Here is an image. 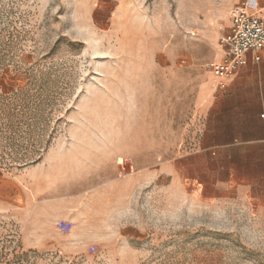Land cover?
I'll return each mask as SVG.
<instances>
[{
  "label": "rangeland",
  "instance_id": "374dc122",
  "mask_svg": "<svg viewBox=\"0 0 264 264\" xmlns=\"http://www.w3.org/2000/svg\"><path fill=\"white\" fill-rule=\"evenodd\" d=\"M238 1L130 0L117 21L104 0L99 31L116 32L104 42L83 0H0V168L54 153L73 205L66 234L41 249L0 212V264H264V185L204 202L163 170L194 147L202 86L218 84L208 64Z\"/></svg>",
  "mask_w": 264,
  "mask_h": 264
},
{
  "label": "crops",
  "instance_id": "0c3cea01",
  "mask_svg": "<svg viewBox=\"0 0 264 264\" xmlns=\"http://www.w3.org/2000/svg\"><path fill=\"white\" fill-rule=\"evenodd\" d=\"M103 2L83 0V23L109 42L107 37L116 32L99 31L96 18V12L104 10ZM133 10L130 0H116L117 21ZM81 38L89 40L87 34ZM220 48L221 54L215 60L222 55ZM153 54L155 57L156 52ZM218 87L210 81L202 86L192 123L194 147L163 164V170L172 173L174 180L190 179L196 197L204 202L245 197L252 185H264V51L261 60L251 58L229 77L227 87ZM58 168L60 162L54 153L13 175L0 168V212L18 218L26 248L54 244L56 229L66 234L65 223L73 205L68 194L59 195L57 191ZM221 168L226 169L225 176L220 175Z\"/></svg>",
  "mask_w": 264,
  "mask_h": 264
},
{
  "label": "built area",
  "instance_id": "2783aa9c",
  "mask_svg": "<svg viewBox=\"0 0 264 264\" xmlns=\"http://www.w3.org/2000/svg\"><path fill=\"white\" fill-rule=\"evenodd\" d=\"M254 0H240L230 10V25L221 35L222 55L209 62L208 68L225 88L228 79L246 66L250 59L259 61L264 51V16Z\"/></svg>",
  "mask_w": 264,
  "mask_h": 264
},
{
  "label": "trees",
  "instance_id": "16d2710c",
  "mask_svg": "<svg viewBox=\"0 0 264 264\" xmlns=\"http://www.w3.org/2000/svg\"><path fill=\"white\" fill-rule=\"evenodd\" d=\"M29 161H30V162H36V161H38V158H36V159H34V160H26V164H27V163H30Z\"/></svg>",
  "mask_w": 264,
  "mask_h": 264
}]
</instances>
